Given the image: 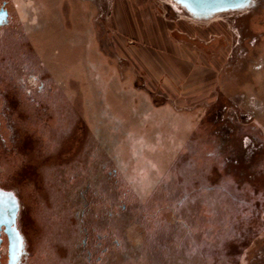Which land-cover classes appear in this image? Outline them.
Listing matches in <instances>:
<instances>
[{
  "label": "rangeland",
  "instance_id": "374dc122",
  "mask_svg": "<svg viewBox=\"0 0 264 264\" xmlns=\"http://www.w3.org/2000/svg\"><path fill=\"white\" fill-rule=\"evenodd\" d=\"M191 3L0 0V264H264V0Z\"/></svg>",
  "mask_w": 264,
  "mask_h": 264
},
{
  "label": "snow or ice",
  "instance_id": "6c2138e0",
  "mask_svg": "<svg viewBox=\"0 0 264 264\" xmlns=\"http://www.w3.org/2000/svg\"><path fill=\"white\" fill-rule=\"evenodd\" d=\"M180 2L184 3V0H180ZM18 207V201L14 193L0 189V219H7L15 215L18 211Z\"/></svg>",
  "mask_w": 264,
  "mask_h": 264
},
{
  "label": "flooded vegetation",
  "instance_id": "af4514ba",
  "mask_svg": "<svg viewBox=\"0 0 264 264\" xmlns=\"http://www.w3.org/2000/svg\"><path fill=\"white\" fill-rule=\"evenodd\" d=\"M11 20L12 16L10 15L8 9L4 10L2 7H0V29L10 25Z\"/></svg>",
  "mask_w": 264,
  "mask_h": 264
},
{
  "label": "water",
  "instance_id": "95a60500",
  "mask_svg": "<svg viewBox=\"0 0 264 264\" xmlns=\"http://www.w3.org/2000/svg\"><path fill=\"white\" fill-rule=\"evenodd\" d=\"M184 2H188V3H191L192 0H184ZM192 4V3H191Z\"/></svg>",
  "mask_w": 264,
  "mask_h": 264
},
{
  "label": "bare ground",
  "instance_id": "6f19581e",
  "mask_svg": "<svg viewBox=\"0 0 264 264\" xmlns=\"http://www.w3.org/2000/svg\"><path fill=\"white\" fill-rule=\"evenodd\" d=\"M186 5V4H185ZM196 12V11H195Z\"/></svg>",
  "mask_w": 264,
  "mask_h": 264
}]
</instances>
